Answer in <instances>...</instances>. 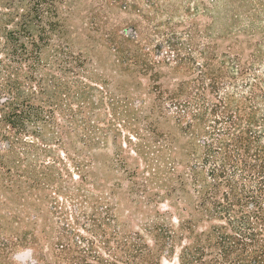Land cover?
Listing matches in <instances>:
<instances>
[{"label":"trees","instance_id":"16d2710c","mask_svg":"<svg viewBox=\"0 0 264 264\" xmlns=\"http://www.w3.org/2000/svg\"><path fill=\"white\" fill-rule=\"evenodd\" d=\"M140 1L0 0V264H264V0Z\"/></svg>","mask_w":264,"mask_h":264},{"label":"rangeland","instance_id":"374dc122","mask_svg":"<svg viewBox=\"0 0 264 264\" xmlns=\"http://www.w3.org/2000/svg\"><path fill=\"white\" fill-rule=\"evenodd\" d=\"M82 2V7H80V14L82 16L83 21H79L73 18H69L66 19L65 24L66 26L71 29V28H82L84 26H89V21L90 19L88 18V11H87V6L92 2V0H81ZM135 1V0H134ZM142 1H140V5L142 4ZM189 0H175V2L179 5H184L187 6L189 4V6L191 8H193L196 5V0H191L189 3H187ZM257 1V0H255ZM259 1V0H258ZM127 3H132L133 0H126ZM206 5H208L207 1L205 0ZM123 3H120L119 6H122ZM67 8V7H65ZM187 8V7H186ZM114 10L116 11V13L119 16V19L121 20H130V19H135L138 18L137 14H135L134 12H125V11H120L119 7H115ZM181 19L182 22L184 24H186L187 22L185 21L186 19H190L193 18L194 20H197L198 22H200L202 25L209 23L210 19H209V15H207L206 13L200 11V13H198L197 15L193 16L191 15V17L187 18V14H185L183 11L181 12ZM62 16H65L64 14H62ZM66 17V16H65ZM120 28L124 27V25H119ZM75 29H73L72 31H74ZM71 31V30H70ZM92 34V36H94L97 39H100V35L95 33V32H90ZM101 40V39H100ZM107 109H105V112ZM118 125V124H117ZM102 126V125H101ZM119 130L121 131V134H123V137L127 136L128 131L126 129H123L121 126H119ZM118 142L120 143V145L122 146L124 152L121 153V156L123 158H125V161L122 160L125 164H130L131 159L129 157L130 156H134L131 152H129V146H124V144L122 143V136L118 138ZM109 154L108 150H101L99 153V158L101 160H105L107 159V156ZM131 167V166H130ZM139 169H141V166L139 167ZM106 173V172H105ZM108 177L110 178H116V180L118 179V176L115 174L114 176L112 174H108L106 173ZM76 179V178H75ZM138 200L137 202H133V200ZM118 200V219L120 221L121 224H127V229L129 231H135V232H141L143 233V235H145L144 232V227L145 226H151L154 224H164L165 222L162 221L161 219L158 220H154V221H150L147 220L146 217L148 216H159L161 218L170 220V222H172L173 224L176 223V221L174 219H172V217L176 214L174 213L173 208H171L169 206V202L168 201H163L160 202L161 200H158L157 202L153 203L151 206L149 207H145L142 203H140L139 199L135 198V197H129L126 193L123 192H119V195L117 197ZM140 212H143V214H141ZM147 242L150 244V240L149 237H146ZM18 255H23L25 254V249H18ZM161 264H177V261L174 258H170L167 257L161 258Z\"/></svg>","mask_w":264,"mask_h":264},{"label":"water","instance_id":"95a60500","mask_svg":"<svg viewBox=\"0 0 264 264\" xmlns=\"http://www.w3.org/2000/svg\"><path fill=\"white\" fill-rule=\"evenodd\" d=\"M18 258L21 259V257L18 255Z\"/></svg>","mask_w":264,"mask_h":264}]
</instances>
